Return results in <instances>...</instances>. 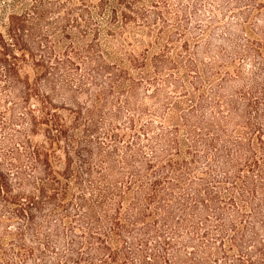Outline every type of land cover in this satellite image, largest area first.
I'll return each instance as SVG.
<instances>
[{"label":"trees","instance_id":"obj_1","mask_svg":"<svg viewBox=\"0 0 264 264\" xmlns=\"http://www.w3.org/2000/svg\"><path fill=\"white\" fill-rule=\"evenodd\" d=\"M0 264H264V0H0Z\"/></svg>","mask_w":264,"mask_h":264}]
</instances>
